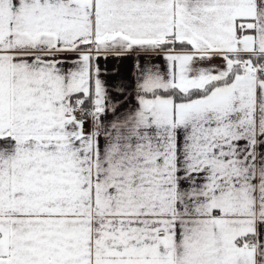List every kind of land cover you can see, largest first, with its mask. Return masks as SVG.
I'll return each instance as SVG.
<instances>
[{
	"label": "snow or ice",
	"instance_id": "6c2138e0",
	"mask_svg": "<svg viewBox=\"0 0 264 264\" xmlns=\"http://www.w3.org/2000/svg\"><path fill=\"white\" fill-rule=\"evenodd\" d=\"M0 264H264V0H0Z\"/></svg>",
	"mask_w": 264,
	"mask_h": 264
}]
</instances>
